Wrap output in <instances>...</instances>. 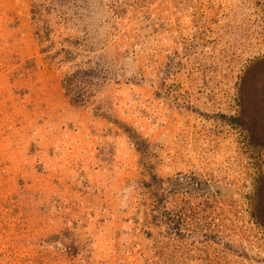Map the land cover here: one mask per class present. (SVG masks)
I'll use <instances>...</instances> for the list:
<instances>
[{
  "label": "rangeland",
  "instance_id": "374dc122",
  "mask_svg": "<svg viewBox=\"0 0 264 264\" xmlns=\"http://www.w3.org/2000/svg\"><path fill=\"white\" fill-rule=\"evenodd\" d=\"M0 264H264V0H0Z\"/></svg>",
  "mask_w": 264,
  "mask_h": 264
}]
</instances>
